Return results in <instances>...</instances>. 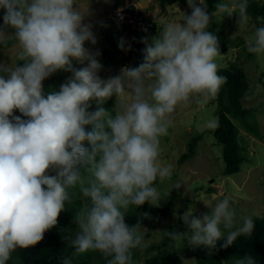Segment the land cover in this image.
Segmentation results:
<instances>
[{
  "label": "clouds",
  "instance_id": "obj_1",
  "mask_svg": "<svg viewBox=\"0 0 264 264\" xmlns=\"http://www.w3.org/2000/svg\"><path fill=\"white\" fill-rule=\"evenodd\" d=\"M187 4L191 14L184 15L183 24L164 23L150 43L142 38L139 66L103 79L99 51L85 47L97 43L92 25L84 22L88 9L81 10L76 0H0V46L9 44L6 29H12L16 57L23 62L0 63V264H8L18 248L40 242L73 202L70 189L77 188L86 198L74 216L78 231L64 230L62 237L72 256L91 250L110 258L108 264H133L132 250L143 246V237L139 224L130 226L125 217L132 205L157 204L155 182L172 177V166L159 160L160 138L168 134L172 114L181 104L214 98L226 79L218 75L220 52L217 37L208 31L207 5L204 0ZM217 8L233 13L227 5ZM238 8V28H246L247 0ZM119 47L131 50L123 39ZM246 47L264 55V25L255 28ZM61 70L71 76L45 96L42 81ZM112 97L114 116L104 106ZM205 204L210 214L196 217L187 209L180 217L190 236L174 231L168 236L185 235L189 245L211 251L221 239L227 248L252 235V216L234 228L235 210L227 196L214 206ZM62 264H72L71 257ZM235 264L256 261L247 255Z\"/></svg>",
  "mask_w": 264,
  "mask_h": 264
},
{
  "label": "rangeland",
  "instance_id": "obj_2",
  "mask_svg": "<svg viewBox=\"0 0 264 264\" xmlns=\"http://www.w3.org/2000/svg\"><path fill=\"white\" fill-rule=\"evenodd\" d=\"M127 1L137 4L139 10L152 19L153 26L159 25V29L152 37L159 35L164 23H179L185 14H191L187 1L184 4L181 0ZM250 1L262 3L264 0H247V6ZM125 2L126 0H76L81 10H89L84 22L92 25L97 43L93 45L85 42V47L94 53L99 51L100 55L97 59L103 67L98 75L103 79L118 75L121 68L125 66L136 67L143 62L142 50L145 44L140 42L139 37L123 30L132 29L119 27L111 16L115 7L122 6ZM196 2L199 5V0ZM240 2L241 0H220L217 5H227L228 11L233 13L228 15L223 9L217 8L213 14L220 24V28L214 33L220 52L215 58L218 68L228 67L232 63L238 64L245 70L249 84V89L243 98V106L250 108L251 113L246 121L242 118L233 119L238 127L245 156L241 170L230 176L224 174L223 148L212 134L218 124L216 103L208 99L202 103L192 101L178 106L170 118L168 134L160 138L159 160L163 165H171L173 174L170 179L163 182L157 179L154 186L160 195V200L157 204L149 203L161 208L166 207L167 214L157 222L154 228L141 227L139 232L143 237L144 247L149 246L153 241L163 239L170 227L178 222L179 217L187 209H193V216L202 218L203 214L211 212L210 207L205 203L214 206L217 201L226 196L230 200V207L235 210L234 228L243 223L242 218L245 216H252L254 221L256 218L264 217V55H250L246 47V40L251 38L255 28L264 25V16L254 17L247 13L246 28H238ZM204 3L206 4L205 0ZM181 23L184 22L181 21ZM2 25L3 20H0V26ZM6 31L9 32V44L0 46V63H6L9 67H15L17 63L22 65L23 62H19L16 57L19 45L11 34L13 30L6 29ZM151 38L148 39L149 43ZM121 39L125 41V48L131 45V50L125 51L119 47ZM75 66L80 67V65ZM69 76H71L70 72L61 70L42 81L45 96L52 91H58L60 85ZM115 106L116 99L110 111L113 116L116 114L113 110ZM92 107H95L94 103ZM14 115L27 119L18 110H14ZM210 122L214 123L215 127H209ZM205 129L211 132L200 141L195 155L180 162V156L188 151L187 143L191 136ZM86 130H90V126H86ZM84 146L89 147L86 141ZM86 178L87 174H85ZM177 183H180L179 188H175ZM211 187L216 188V191L207 193V189ZM70 192L74 193L73 202L65 205V210L57 218L58 224L51 228L62 237L67 233L74 235L78 231L74 216L86 203V198L79 192V188L70 189ZM64 230H67V233ZM222 230L225 234L229 231ZM175 231L187 232V236L191 235V231L184 223L179 224ZM187 236L182 235L179 239L172 240L170 245V249L180 256L183 264H199V255L216 253L215 249L209 251L203 246L194 248L188 244ZM148 257V253L137 256L136 264H146L145 259ZM222 264L235 263L223 262Z\"/></svg>",
  "mask_w": 264,
  "mask_h": 264
},
{
  "label": "trees",
  "instance_id": "obj_3",
  "mask_svg": "<svg viewBox=\"0 0 264 264\" xmlns=\"http://www.w3.org/2000/svg\"><path fill=\"white\" fill-rule=\"evenodd\" d=\"M168 1V0H167ZM175 1V0H169ZM187 0H181L184 4ZM207 4V12L211 17L208 31L213 35L220 28L218 20L214 16V11L217 9V4L220 0H205ZM165 2V0L163 1ZM246 13L256 16H264V1H250L247 6ZM4 10L0 9V20H3ZM159 29V25L154 24L150 29L138 32L129 29H123L130 35L140 38H151ZM121 51L120 49H118ZM252 55V53H250ZM218 75L225 77L224 83L220 86L218 93L214 98H211L217 105L216 113L218 116V124L212 134L216 142L222 145L223 159L225 162L224 174L230 176L241 170V165L244 162L243 147L241 145L238 127L233 119L242 118L247 120L251 113L250 108L243 106V98L249 89L247 75L244 69L238 64L232 63L228 67H219ZM115 97L110 98L104 105L109 111L112 110L115 102ZM94 110L95 107H92ZM211 131L203 130L191 136L187 143V152L180 156V162H184L193 157L197 152L200 141ZM216 188H208L207 193H213ZM86 202V200H85ZM76 203H80L76 201ZM167 214L166 207H159L145 202L142 206L132 205L129 208L126 223L130 226L139 224L141 227L154 228L157 222ZM183 221L178 219V222L172 225L169 231L177 230L179 224ZM172 239L168 234L161 240H156L150 243L149 246H142L132 250L133 264L138 260L137 256L148 253V258L145 259L146 264H183L182 259L177 253L170 249ZM224 240L217 241L215 254L199 255V264H222L223 262H233L237 259L251 255L256 264H264V217L256 218L254 221V231L250 237L241 236L227 248H222ZM73 249L67 247L62 236L54 230L49 229L44 233L43 239L35 246L29 248H18L13 252L8 264H62V258L71 257L72 264H108V259L101 253L89 250L88 252L72 256Z\"/></svg>",
  "mask_w": 264,
  "mask_h": 264
},
{
  "label": "built area",
  "instance_id": "obj_4",
  "mask_svg": "<svg viewBox=\"0 0 264 264\" xmlns=\"http://www.w3.org/2000/svg\"><path fill=\"white\" fill-rule=\"evenodd\" d=\"M111 16L116 20L119 27H127L138 32L148 30L153 26L152 19L144 15L137 4L127 0L122 6L115 7Z\"/></svg>",
  "mask_w": 264,
  "mask_h": 264
}]
</instances>
